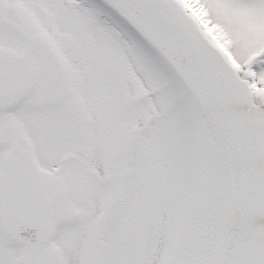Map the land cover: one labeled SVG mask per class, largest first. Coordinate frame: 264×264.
I'll list each match as a JSON object with an SVG mask.
<instances>
[{"label": "snow or ice", "instance_id": "snow-or-ice-1", "mask_svg": "<svg viewBox=\"0 0 264 264\" xmlns=\"http://www.w3.org/2000/svg\"><path fill=\"white\" fill-rule=\"evenodd\" d=\"M0 264H264V0H0Z\"/></svg>", "mask_w": 264, "mask_h": 264}]
</instances>
